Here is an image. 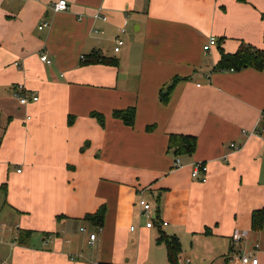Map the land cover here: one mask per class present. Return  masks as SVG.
<instances>
[{
	"label": "crops",
	"instance_id": "1",
	"mask_svg": "<svg viewBox=\"0 0 264 264\" xmlns=\"http://www.w3.org/2000/svg\"><path fill=\"white\" fill-rule=\"evenodd\" d=\"M54 1L0 0V264H169L161 236L177 238V264H264V218L251 227L264 208V67L214 69L242 44L264 52V0ZM16 84L38 100L19 104ZM131 107L132 125L112 115ZM171 134L194 136V151L175 154ZM197 161L205 182L190 176ZM101 207L100 226L85 219ZM234 230L247 234L233 243Z\"/></svg>",
	"mask_w": 264,
	"mask_h": 264
},
{
	"label": "trees",
	"instance_id": "2",
	"mask_svg": "<svg viewBox=\"0 0 264 264\" xmlns=\"http://www.w3.org/2000/svg\"><path fill=\"white\" fill-rule=\"evenodd\" d=\"M245 1V0H240ZM108 62L103 56H97L94 54L86 55L82 63H105ZM245 66H251L257 69H262L264 67V52L252 48L248 45L242 44L235 53L226 54L221 53L220 59L217 64L214 66L215 70L223 69H233L238 70ZM174 79L165 90H160V100L166 102L168 99V94L173 87ZM93 115L97 116L99 122L103 124L104 116L100 113L94 112ZM112 115L116 118H120L125 124L132 125L134 121V108H127L125 110H114ZM150 127H148L149 129ZM195 137L190 135H173L169 136L168 147L174 149L175 154H190L194 151L195 148ZM104 208H99L93 214H87L85 219L90 221L94 225L100 226L103 221ZM264 218V208L253 210L251 214V227L254 230H257L261 227L262 221ZM28 237V234L22 235L20 242L24 243L25 238ZM158 242L164 243L166 247V254L169 264H177V254L179 251V243L176 237H165L161 236L157 240Z\"/></svg>",
	"mask_w": 264,
	"mask_h": 264
},
{
	"label": "built area",
	"instance_id": "3",
	"mask_svg": "<svg viewBox=\"0 0 264 264\" xmlns=\"http://www.w3.org/2000/svg\"><path fill=\"white\" fill-rule=\"evenodd\" d=\"M50 7L54 12L66 10L68 8L67 0H56L51 4ZM101 18L105 19L104 16H101ZM46 25H48V22L44 21V22H42V24H40L38 26V28H41V27L46 26ZM124 31L125 30L123 27L120 28L119 34L116 35L114 38L113 50L115 52L119 51L120 47L123 45V39L121 36L124 33ZM216 43H217L216 38L213 36L210 37L208 39V41L203 46L204 51L209 50L210 47L216 45ZM80 57L83 58V56H80ZM40 59L42 61L48 63V64L51 62L50 59L47 58L45 53L40 55ZM12 95L18 100L19 104H27L30 101L38 100V95L35 92L27 91L23 84H16L13 87ZM230 146L232 148H236L237 144L232 142V143H230ZM179 164H180L179 158L176 157V159L174 161V166H178ZM207 172H208V168L204 162L197 161V162L192 163V167L190 170V176L192 179H194L198 182H205L207 180ZM137 203H138V206L140 207L141 214L145 215L147 218V222H146L145 226L146 227H153L155 217H153L150 214V210H151L150 203L147 202L143 198H139ZM162 224L165 225L166 222L163 221ZM132 228L133 227H131V229ZM80 231H85V228L80 227ZM246 234H247L246 231L234 230L232 235H231V240L233 243H238L246 236ZM94 238H95L94 233L89 235L90 240H93ZM255 248H256V245H255ZM239 260H240L241 264H256L257 263L256 255L251 254V253L241 255L239 257ZM184 262H189V260L186 259ZM3 264H7V263H3ZM178 264H183V261L181 259H179Z\"/></svg>",
	"mask_w": 264,
	"mask_h": 264
},
{
	"label": "bare ground",
	"instance_id": "4",
	"mask_svg": "<svg viewBox=\"0 0 264 264\" xmlns=\"http://www.w3.org/2000/svg\"><path fill=\"white\" fill-rule=\"evenodd\" d=\"M84 57V56H83Z\"/></svg>",
	"mask_w": 264,
	"mask_h": 264
}]
</instances>
